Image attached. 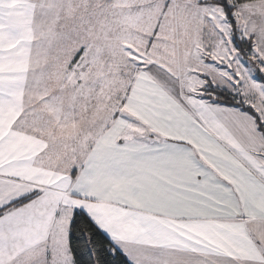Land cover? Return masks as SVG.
I'll list each match as a JSON object with an SVG mask.
<instances>
[{
  "label": "snow or ice",
  "instance_id": "1",
  "mask_svg": "<svg viewBox=\"0 0 264 264\" xmlns=\"http://www.w3.org/2000/svg\"><path fill=\"white\" fill-rule=\"evenodd\" d=\"M0 264H264V0H0Z\"/></svg>",
  "mask_w": 264,
  "mask_h": 264
}]
</instances>
